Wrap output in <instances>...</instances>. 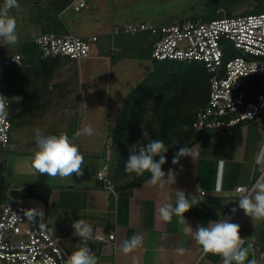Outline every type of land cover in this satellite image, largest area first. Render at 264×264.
Instances as JSON below:
<instances>
[{"label":"crops","instance_id":"1","mask_svg":"<svg viewBox=\"0 0 264 264\" xmlns=\"http://www.w3.org/2000/svg\"><path fill=\"white\" fill-rule=\"evenodd\" d=\"M43 1L59 3L61 0ZM260 1L263 2L261 9L264 11V0ZM115 2L116 0H87V8L81 11L72 10L69 4L60 6L55 11L64 26L63 32L76 31L75 34L82 37L108 35L113 33L115 27L133 19L131 14L124 15L118 11L122 6ZM70 27L75 29L72 31ZM115 35L120 37L117 43L125 44L140 33L130 35L119 32ZM114 46L116 48V43ZM128 54L135 52L128 51ZM130 55L114 61L110 58L109 69L121 63L127 70L133 65L131 60L136 58ZM144 77L139 74L138 77H120L122 82H119L120 88L115 92L116 95L110 91V73L109 76L95 73L78 75L74 80L78 91L70 90L64 94L57 111L72 114L85 109L92 114L93 119L106 113L103 120H106L107 131L103 139H96L92 135L82 140L74 137L78 125L76 129L71 127L64 131L75 140L84 156L83 175L73 174L72 177L61 178L38 174L43 179L34 184L41 183L49 187L46 200L40 199L43 202V223L51 232L61 237L63 246L70 253L80 245V238L75 235L72 227L76 220H85L91 226L113 230V243L94 239L87 242L98 258V264H223L222 257L203 252L192 239L189 226L195 231L198 226H207L209 221L223 216L228 205L236 201L235 186H253L257 181L264 182V163H255V156L264 142V114L229 129L201 132L203 137L188 147L191 149V156L182 157L178 164L171 161L162 168L165 179L168 178L169 169L176 173L174 184L169 182L161 189L150 183L149 176L139 184L130 185L128 183L131 180L121 182L115 178V168L111 166L112 151L108 152L106 144L115 122L112 115L119 111L128 93ZM102 86H106V89ZM115 95L118 98L117 107L112 106ZM16 107L10 109L9 114L12 129L8 148L18 150L26 144L33 147L28 148L33 154L36 149L35 135L31 137L28 133L31 129L29 121L14 123L15 112L21 110L23 105ZM96 126L92 122L94 129ZM106 157H109L110 178L115 195L113 191L104 188L96 176ZM175 190L184 191L189 199L193 197L194 206L184 214L185 221L174 215L170 222H165L159 209L166 203L175 204ZM201 191L204 194H200ZM231 222L240 225V235L246 238L244 247L249 248L248 260L257 261L254 242L259 236L264 219L252 220L239 209ZM133 235L142 236L143 245L125 254L121 245ZM180 248L184 250L182 254L177 252Z\"/></svg>","mask_w":264,"mask_h":264},{"label":"built area","instance_id":"2","mask_svg":"<svg viewBox=\"0 0 264 264\" xmlns=\"http://www.w3.org/2000/svg\"><path fill=\"white\" fill-rule=\"evenodd\" d=\"M72 10L87 8V0H69ZM125 32L135 35L150 32L155 35L150 57L153 60H175L202 63L208 74L206 99L195 111L192 128L198 132H215L232 128L242 122L264 114V82L247 99L243 89L246 80L264 74V11L256 13L222 14L210 20L183 18L167 25L148 21H128L115 27L113 34ZM41 58L64 56L69 59L88 57L97 35L79 36L73 32H39L31 38ZM20 51L0 55V94L5 95L3 76L10 66L21 67ZM0 122V145L8 147L12 123L9 116ZM113 136L107 137L106 149L110 151ZM103 187L113 191L109 157L96 173ZM252 186L237 185L236 201L228 205L225 217L235 216L238 198L244 189ZM200 194H204L201 191ZM39 208L43 202L36 197H12L0 203V264H64L71 253L63 246L61 237L51 232L43 223V214L30 220L25 210ZM237 208L233 213L231 210ZM221 216L220 218H223ZM219 218V219H220ZM91 239L113 243L115 232L92 226Z\"/></svg>","mask_w":264,"mask_h":264},{"label":"rangeland","instance_id":"3","mask_svg":"<svg viewBox=\"0 0 264 264\" xmlns=\"http://www.w3.org/2000/svg\"><path fill=\"white\" fill-rule=\"evenodd\" d=\"M4 0H0V6H3ZM20 7L12 9L10 15L14 16L17 21L18 43L9 45L0 39V55L10 54L19 51L21 45L34 35L41 31V23L44 17L52 13L53 8L57 4L56 1L45 2L43 0H18ZM116 5H121L118 11L124 15L131 14L130 21H148L155 25L172 24L183 18H197L199 20H208L212 17L222 14L234 15L240 13H256L261 12L263 2L260 0H116ZM218 8L216 14L212 13V7ZM86 9V8H85ZM73 31L75 28L70 27ZM65 30V29H64ZM113 31V30H112ZM55 32V31H53ZM76 33V31H75ZM91 36V35H90ZM99 40L92 44V54L88 57H80L78 59H69L64 56H58L50 60L42 61L34 73L25 78L16 86H8V96L12 98L15 106L19 103L15 102L14 97H22L23 105L21 110L15 112L13 121L20 122L27 120L31 124L28 132L32 137L39 128L46 134L64 133L67 129L78 125V129H82L84 125L92 126V122L97 126L94 129L96 139H103L106 134V113L99 114V118H94L92 114L82 109L79 113H61L58 110L61 99L64 94L70 90L77 92L76 80L78 75L95 73L96 75L111 74V92H117L120 87V77L134 76L138 74L145 76L152 70V59L137 56L135 60H131L132 66L125 70L121 63L109 69V59L111 55L105 53H117V51L141 52L143 45L141 42V34L133 40L126 41L125 44H119L120 37L113 34L99 35ZM137 41V44L135 43ZM116 43V48L114 44ZM106 44V45H101ZM136 45L137 47H134ZM97 49V51H96ZM140 51V52H139ZM130 61V60H128ZM206 73L202 63L196 62ZM252 77L247 78L250 80ZM122 82V81H121ZM120 82V83H121ZM106 82H104L105 84ZM70 85L71 88H70ZM105 87L106 86H102ZM118 87V88H117ZM172 93L179 96L177 105L174 107V115L178 114L174 121V126L180 127L183 120L192 117L194 111L200 106V94H197V86L191 84H181L172 86L160 92V99L156 94H150L143 99L138 114L131 111V117H137L135 126L130 129L126 140L120 146L117 141L112 140L110 150L112 151L111 166L114 169V176L121 182H127L138 177L135 174H128L124 171L125 163L130 155L132 146L147 143L155 139V131L160 122V113L162 109L161 101ZM116 94V93H115ZM114 95V94H113ZM117 95V94H116ZM115 95V96H116ZM117 96L113 98L112 106L117 107ZM178 112V113H177ZM112 113V112H111ZM123 115V104L118 112L112 116L114 125L118 124ZM103 120V121H102ZM112 125V124H111ZM113 125V129L115 126ZM21 126V125H20ZM113 129H111L113 131ZM112 131L110 134H112ZM178 132V130H177ZM174 132L170 141L167 143L170 151L174 150L182 138ZM101 136V137H100ZM114 136V134H113ZM86 135H81L80 140ZM26 144L16 149H9L0 145V203L7 198L13 189H20L36 183L43 176H39L38 172L32 167V153L29 152ZM255 247L257 251V264H264V231L261 227L259 236L256 238Z\"/></svg>","mask_w":264,"mask_h":264},{"label":"clouds","instance_id":"4","mask_svg":"<svg viewBox=\"0 0 264 264\" xmlns=\"http://www.w3.org/2000/svg\"><path fill=\"white\" fill-rule=\"evenodd\" d=\"M20 7L18 0H4L3 6H0V39L9 45L18 43L17 21L10 15L12 9ZM15 102L21 103L22 97L15 96ZM8 97L0 94V122L8 117L7 112ZM185 130L187 127L185 126ZM94 128L91 125H84L74 133L75 138L81 135H94ZM36 149L31 158L32 167L38 174H46L50 177L67 178L83 175L84 156L79 150L75 140L66 133L45 134L39 128L35 131ZM168 146L162 139H152L144 144L132 146L130 155L126 160L124 171L128 174L143 176L146 172L150 173V183L163 189L167 183L174 184L176 173L169 169L167 179L162 166L167 162L166 153ZM185 156H191V149L180 147L173 156L172 163L178 164L180 159ZM159 157L158 160L155 158ZM223 163V161H221ZM255 163H264V142L261 143L255 156ZM113 194L115 195V191ZM243 194L238 198V208L243 210L245 215L252 220L264 219V182L257 181L251 189L242 190ZM175 204L166 203L160 209L159 213L165 222H170L172 217L181 218L194 206L193 197L188 198L186 193L181 190H175ZM233 213L237 208L231 210ZM24 214L28 219L34 220L43 214V210L32 208L25 210ZM72 227L75 235L80 238L79 247L67 257L64 264H98V258L92 252L88 241L93 236L92 226L85 220H76ZM192 239L199 245L205 254H212L222 257L223 264H257L255 259L248 260L249 248H245L246 238L240 235V225L231 222V217L220 218L215 221H209L207 226L200 225L195 231L189 226ZM143 245V237L133 235L131 238L123 241L121 250L127 254ZM250 247V246H249ZM183 249H177L182 254Z\"/></svg>","mask_w":264,"mask_h":264},{"label":"trees","instance_id":"5","mask_svg":"<svg viewBox=\"0 0 264 264\" xmlns=\"http://www.w3.org/2000/svg\"><path fill=\"white\" fill-rule=\"evenodd\" d=\"M69 4V0H61L59 3L55 5L53 8L52 13L46 15L44 17L43 22L41 23V31H55L57 33H61L64 31V26L62 22L57 17V12L55 11L60 6H65ZM218 8H215V6L212 7V13L216 14V10ZM220 16V15H219ZM217 17V16H215ZM212 17V18H215ZM210 18V19H212ZM197 19V18H194ZM208 19V20H210ZM206 21V20H204ZM138 34V33H137ZM136 34V35H137ZM141 42L140 44L143 45V49L141 48L140 53L135 54H128V51H117V53H110V54H104V55H111V59L117 60L124 56H131V57H137L142 56L145 58H151L150 57V51H151V45L155 38V35L151 34L150 32H141ZM19 51L23 55V65L21 67L16 66H10L8 67L3 76V82H4V90L5 95L8 97V100L10 102V109L17 108L12 100V98H9L8 96V86H16L20 84L22 81L25 80V78H28L31 73H34L36 71V68L39 67V64L42 61L50 60L57 57H50V58H41L38 54L37 46L31 41L28 40L25 43H23L19 49ZM130 51V50H129ZM152 70L148 72L145 77L141 80V82L132 89L128 95L126 96L124 102H123V115L120 120V122L115 126V128L112 131V136L115 141L119 143L121 146L123 142L126 140V137L130 131V129L135 126V122L137 120V117H131L130 113L131 111L136 113L138 112L141 104L143 103V99L148 97L150 94H156L157 98L160 99V92L162 90H166L169 87L172 86H178L181 84H191L197 86V94H200L201 104L204 103L206 99L207 94V85H208V74L204 72L203 68L199 66L196 62H186V61H175V60H153L152 59ZM254 77L248 80V83H246L243 87V89L246 92L247 99H252L254 96V92L258 91L259 85L264 82V74H256L253 75ZM179 99V96L176 95V93L170 94L165 101L162 100V109L160 113V122L158 127L156 128L155 139H162L166 146H168V142L170 141L172 135L174 132H177L178 135H180L182 140L177 143L175 146L177 147H189L192 145L195 141L199 140L203 137L200 133L196 132L192 128V117H188L184 119L183 123L180 125V127L174 126V121L176 120L178 114L174 115V107L177 105V100ZM178 113V112H177ZM10 114V112H9ZM138 114V113H137ZM185 126L187 127V130H185ZM178 148V149H179ZM168 152L165 154L167 162L162 166L164 168L168 163H170L173 159L175 152H171L170 148L168 147ZM156 160L159 159V157L155 158ZM150 173H145L143 176H138L131 180L128 184L134 185L139 184L146 178H148ZM12 196L14 197H36L41 199L42 201L46 200L49 187L46 184H31L27 187H22L20 189H13L10 191ZM263 231H264V223L262 225Z\"/></svg>","mask_w":264,"mask_h":264}]
</instances>
